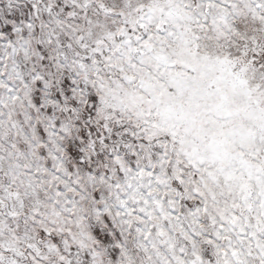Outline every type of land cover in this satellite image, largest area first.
<instances>
[{"label":"snow or ice","instance_id":"1","mask_svg":"<svg viewBox=\"0 0 264 264\" xmlns=\"http://www.w3.org/2000/svg\"><path fill=\"white\" fill-rule=\"evenodd\" d=\"M0 264H264V0H0Z\"/></svg>","mask_w":264,"mask_h":264}]
</instances>
